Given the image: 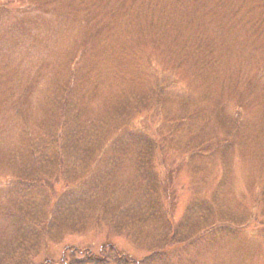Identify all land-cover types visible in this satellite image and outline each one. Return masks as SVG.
Listing matches in <instances>:
<instances>
[{
  "label": "rangeland",
  "instance_id": "374dc122",
  "mask_svg": "<svg viewBox=\"0 0 264 264\" xmlns=\"http://www.w3.org/2000/svg\"><path fill=\"white\" fill-rule=\"evenodd\" d=\"M29 1L0 0L7 6L6 9L0 8V101L8 94L27 95L28 117L37 118L38 121L54 119L60 123V111L53 114L45 112L44 105L48 104L51 97L59 101L65 80L70 81L72 76L81 79L92 72L95 80L87 81L92 84L84 89L86 95L94 85L99 87L101 96L106 94L109 99L116 98L121 90L134 91L138 100L150 101L152 104L141 113H134L133 110V114L127 118L129 126H134L136 131L151 139L164 141L167 138L164 141L165 148L154 150V155L151 153L147 158H142L144 153L139 149L140 145H133L135 142L129 139L123 144L128 158L117 162H103L100 159L95 162L106 169L107 181L119 182L126 189L114 196L108 195L113 193L107 189L96 193L97 199L106 195L123 211L126 210L122 217L127 226L124 234L114 233L104 225L105 222L98 229L92 227L78 235L64 234L61 239L48 241L32 264H62L63 260L65 264H97L84 261L86 256L82 254H71L69 248L90 250L100 258L99 249L103 247L109 252V245L138 264H264V218H260V208L255 207L260 192L253 190L251 185L259 169H264V161L257 162L255 159L257 150L251 146L246 148L249 145L247 136L243 144L236 139L235 146L231 145L224 154L216 153L217 157L209 152L211 148L207 142L208 152L203 156L191 159L187 155L188 151L183 149L185 145H195L192 136L223 139L225 131L230 128L235 131L240 127L239 123H242V130L247 133L253 126L254 134L264 135V0H233L224 10L222 18L210 17L215 9L221 7V0H211L206 4V9L199 11H188L183 0H155L158 24L162 21L159 7L165 2L171 14L164 18H172V25L185 26L187 35L185 42L182 35V44H191L194 34L201 36L204 41L206 38H219L218 41L211 40L219 67L218 75L209 82L194 76L186 67L176 68L179 59L173 58L172 53L165 48V39L153 49L151 45L136 44L134 50L122 54L118 53L121 42L117 37H112L108 42L102 41L93 52L88 50L89 44L85 43L90 34H85L87 30L83 24L73 26L74 23L68 17L45 19L43 6L46 1L32 0L36 8ZM230 11L233 14L232 21L227 19ZM187 15L191 19L189 23L185 21ZM258 17L259 22H255ZM51 18L54 20L46 30L45 21ZM21 22L27 23L26 30L18 28ZM140 22L142 27L149 23L144 19ZM161 34L160 31L156 32L157 40L162 38ZM169 42L178 44L173 38ZM186 47L193 49L188 45ZM83 49H87L88 53L84 57ZM161 55L168 58L164 59ZM186 55L189 61L193 59L188 53ZM152 56L154 59L151 61ZM69 57L73 58L74 64L71 66L65 63ZM133 79L138 80L131 82ZM161 83L164 94L158 103V99L154 98V90ZM31 87L29 93L28 88ZM248 98L254 104L251 103V108L245 109L240 106V102ZM88 103H97L98 106L101 100L91 98ZM186 104L190 107L184 113L195 114L198 109L199 117L189 125L191 128L187 125L180 127L175 138H169L172 124H165L163 119L170 121L183 112ZM221 105L224 106L223 112L220 111ZM239 112L242 114L238 117ZM218 113L225 118L227 127L219 123L218 119L222 117ZM19 119L20 115L15 109L7 111L0 107V180L4 186L12 175L6 154L13 146L12 141L20 134ZM108 146L105 149L109 150ZM106 152H103V156ZM84 153L74 154L75 163L88 161ZM143 159L147 163H143ZM142 165L148 167L146 175H143L144 169H140ZM64 190L62 181L53 188L55 195ZM216 192L221 197L220 201L213 196ZM54 194L50 197L51 201L55 199ZM65 202L75 208L81 207L74 196L66 198ZM203 202L210 205L209 213L213 219L219 220L213 224L219 227L223 225L222 229L226 231L237 228L233 235L222 238L216 236L213 241L202 235L207 225ZM75 208L69 209L70 212L82 219L85 216L92 217L94 212L87 205L82 209ZM80 214L82 216H78ZM220 216L228 219L223 222ZM163 235L168 236L170 242L173 235L175 243L184 242L163 248L160 254L154 255L153 261L146 262L154 250L150 251L148 247H157ZM105 264L118 263L112 260Z\"/></svg>",
  "mask_w": 264,
  "mask_h": 264
},
{
  "label": "trees",
  "instance_id": "16d2710c",
  "mask_svg": "<svg viewBox=\"0 0 264 264\" xmlns=\"http://www.w3.org/2000/svg\"><path fill=\"white\" fill-rule=\"evenodd\" d=\"M45 1L46 3L43 6L45 19L53 16L68 17L74 23L73 26L78 23L83 24L87 30L85 34H90L88 42H85L89 44L88 50L94 52L96 46L101 44L102 41L106 40L108 42L109 38L112 37H117L119 42H121L118 53L123 52L122 54L134 50L136 44L142 46L151 45L153 49L159 41L165 39V48L170 51V54L172 53L173 58L179 59V64L176 68L182 69L186 67L187 70H191L194 76L199 77L204 82H209L215 75H218L217 68L219 65L215 57V46L211 43V40L218 41L219 38L215 37L216 40L206 38L204 41L201 36L194 34V37L191 36V44H182V35L183 41H186L185 26L172 25V18L170 20L164 18L171 14L170 11L168 12L165 2H162L159 7L162 21L158 24L156 22L157 4L155 0ZM178 1L180 2L181 0ZM183 1L188 11H199L202 8L206 9V4L211 0ZM221 1V7L212 12L211 18H222L224 10L233 0ZM29 4L36 8L32 0L29 1ZM115 4L119 8H116ZM0 8L6 9L7 6L5 7L4 3H0ZM54 18L45 21L46 30L50 28ZM232 18L233 14L230 11L227 19L232 21ZM141 19L148 20L149 23H147L146 27H142ZM185 21L186 23L191 21L189 15H187ZM255 22H259V17ZM33 23L36 22L34 21ZM18 28L26 30L27 23L21 22ZM157 31L162 32V38L158 40L156 38ZM29 36L31 35L29 34ZM46 36L50 37L49 34H46ZM47 37L46 40L49 41ZM171 38L178 44L173 45L169 42ZM186 45L193 47V49L189 50ZM187 53L193 57L192 60L189 61ZM86 55H88L87 49H83L82 57ZM161 56L164 59L168 58V56ZM153 59L154 57L152 56L150 60L152 61ZM72 61L73 58L69 57L66 58L65 63L71 66L74 64ZM174 66L176 65L174 64ZM71 78L70 81L65 80L64 84H62L61 96L60 91L58 92L59 101L51 97L48 100V104L44 105L45 112L50 111L53 114L60 111V123L54 119L52 121H48V119L38 121L37 118L28 117V105H26L25 100L27 95L19 96V94H15L10 96L8 94L3 101H0L2 109L4 108L7 111L8 109L9 111L12 109L16 110V113L20 115L19 121L21 122L18 127L20 134L12 141L13 146L11 145L12 147L6 154L12 169V175L6 186L1 184L0 180V224H2L0 228L5 229L2 231V228L0 229V264H32V261L47 246L48 241L61 239L64 234L78 235L92 227L98 229L103 222L114 233L118 235L124 234L127 226L123 222L122 217L126 210L123 211L112 199L106 198V195L102 199H97L96 193L99 191L104 192L107 189L109 193H113L108 195L114 196V194L120 193V190L123 192L126 189L125 187L122 188L119 182L112 181L110 183L107 181L105 179L107 177L106 169L99 167L95 162L99 159L100 161L103 160V162H117L125 160V157L128 158V153L125 151L126 146H123V144L128 142L129 139L135 142L133 145H140L139 149L144 153L141 155L142 158H147L151 153L154 155V150L156 149L165 148L164 141L167 138L164 141L151 139L136 131L134 126H129V119L127 118L133 114V110H135L134 113L143 112V110L151 106L150 104L152 103L150 101L138 100L134 91L127 90H121L118 92L119 95H116V98L112 97L109 99L106 94L101 96L97 85H94L92 90L86 95L84 89H87L89 84H92L87 81L95 80L92 72H88L81 79H75L74 76ZM135 80L138 79H133L131 82ZM163 88L164 86L161 83L158 89L154 90L156 95L154 98L158 99V103L164 94ZM31 89L32 87L28 88L29 93ZM243 95L246 96L245 93ZM91 98H97L101 100V103L98 106L97 103H88ZM251 98L240 102L242 103L240 106L242 105L245 109L251 108L254 104ZM184 107L183 112L170 119V121L167 118L163 119L165 124H172L169 138H175V133L180 127L187 125V127L191 128L189 125L193 123V120L196 122V117H199L200 111L198 109L195 110V114L187 115L184 112L190 106L186 104ZM223 110L224 106L221 105L220 111L223 112ZM241 114L242 112H239L238 117ZM83 117L88 118L85 119ZM218 121L223 127L228 126L225 123V118L222 117ZM238 127L235 131L231 128L226 130V136L223 139H212V137L205 139L199 138V136H192L193 140H195V145H185L186 147L183 149L188 151L187 155L191 159L195 156H203V154L208 152L207 145H205L207 142L211 148L209 152L215 154L213 155L214 157H217L216 153L220 154L223 152L224 154L231 145L235 146L236 139L243 144V139L247 136L249 145H246V148L249 146L255 148L257 150L255 158L257 162L264 161V135L261 133L258 135L254 134L253 129L255 127L253 126L248 129V133L246 130H242V123H239ZM201 129H204V127H201ZM251 130L252 132L250 133ZM199 134L202 135L201 132ZM101 145L105 148L109 145V150ZM151 150L153 152H150ZM81 151L85 152L83 156L89 162L86 160L80 164L75 163L74 154ZM104 151H107L105 156H103ZM242 156L244 157L243 154ZM91 160L92 162L90 163ZM145 162L146 160L143 161V163ZM101 166L105 167L102 164ZM142 168L144 169L143 175H146L148 167L142 165L140 169ZM60 181L65 184V190L63 193L55 195L53 188ZM259 183L260 188L258 187ZM251 185L253 190H259L260 192L258 201H256L258 204L255 207L260 208V218H264V169H259L256 179L252 180ZM53 194L55 195L54 203L50 198ZM72 196L77 197L78 202L81 204L80 208H75L70 203L66 204V198H71ZM213 196L220 201L221 197L218 192ZM83 203L85 204L83 205ZM86 205L91 206L90 209L96 212H93L92 217L78 218L69 210L71 208L82 209ZM208 205V203L203 202L207 213L205 222H207L208 226H205L206 228L202 235L206 236L210 241H213L216 236L222 238L227 235L228 237L231 234L233 235L234 230L237 228L226 231V229H222L224 228L223 225L219 227L213 224L217 222L218 218L213 219V216L209 213L211 212V207L210 205L208 207ZM153 206L156 207L154 204ZM78 216H82V214ZM59 217L62 218L59 219ZM220 219L225 222L228 218L220 216ZM232 231L233 233H231ZM175 235L173 236L175 237ZM173 236H171L172 241L170 242L168 236L163 235V239L157 243V247H148L150 251L154 250L151 251L150 257L145 261H153L154 255L160 254L163 248L181 245L184 242L182 240L181 243L179 241L175 243ZM107 248L110 249L109 252H106L103 247L99 249L100 258L92 254L90 250L69 249L73 255L82 254L83 257L86 256L84 260L86 262L105 264L113 260L118 264H138L133 262L128 255L120 253L113 246L109 245ZM155 248L157 249L155 250ZM64 261H62V264H65Z\"/></svg>",
  "mask_w": 264,
  "mask_h": 264
}]
</instances>
